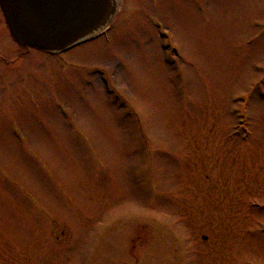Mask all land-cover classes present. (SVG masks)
Here are the masks:
<instances>
[{"label": "rangeland", "instance_id": "obj_1", "mask_svg": "<svg viewBox=\"0 0 264 264\" xmlns=\"http://www.w3.org/2000/svg\"><path fill=\"white\" fill-rule=\"evenodd\" d=\"M0 79V264H264V0H123Z\"/></svg>", "mask_w": 264, "mask_h": 264}, {"label": "water", "instance_id": "obj_2", "mask_svg": "<svg viewBox=\"0 0 264 264\" xmlns=\"http://www.w3.org/2000/svg\"><path fill=\"white\" fill-rule=\"evenodd\" d=\"M23 48L58 53L97 37L116 19L122 0H0Z\"/></svg>", "mask_w": 264, "mask_h": 264}, {"label": "flooded vegetation", "instance_id": "obj_3", "mask_svg": "<svg viewBox=\"0 0 264 264\" xmlns=\"http://www.w3.org/2000/svg\"><path fill=\"white\" fill-rule=\"evenodd\" d=\"M123 2V0H122ZM10 36V38H12V40L14 41V43H16V46L12 47L13 50L17 51L19 53V58L22 56V52L28 51L29 48H23L21 47L17 41L13 38L9 27L7 25L6 22V18H5V14H4V10L1 6V2H0V79H3V68L4 65H9L11 63L16 62V58L15 59H7V46H6V36Z\"/></svg>", "mask_w": 264, "mask_h": 264}]
</instances>
